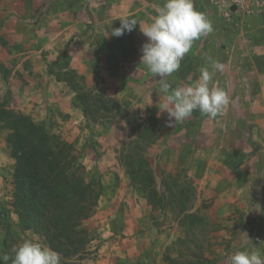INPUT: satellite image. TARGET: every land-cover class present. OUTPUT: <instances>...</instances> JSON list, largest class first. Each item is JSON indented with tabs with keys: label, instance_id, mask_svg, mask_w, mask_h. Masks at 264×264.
Instances as JSON below:
<instances>
[{
	"label": "rangeland",
	"instance_id": "obj_1",
	"mask_svg": "<svg viewBox=\"0 0 264 264\" xmlns=\"http://www.w3.org/2000/svg\"><path fill=\"white\" fill-rule=\"evenodd\" d=\"M47 1L0 0V104L45 125L48 130L71 143L84 167L86 180L99 181L102 185L94 215L82 223L90 238L87 253L81 259L64 260L61 257V264H170L171 260L178 259L180 253L185 252V246L193 251L197 246H203L206 259L211 264H228L229 257L239 250L255 249L264 257V183L258 188L262 197L230 198L223 202L216 201L212 192L209 197H203L187 169L176 164L172 155L166 163L159 161V148H154V145L160 132L169 127L166 113L140 111L125 98L114 99L121 106L114 121L107 124L102 120L100 124L93 125L90 120H84L82 109L75 99L73 105L81 112V117L67 113L60 121L51 109L40 106L34 110V106H31L29 111L28 104L19 103V100L26 99L13 97L6 86V79L10 73L9 66L16 64L19 57L10 54L21 40L27 45L31 23L39 19L37 14ZM108 1L72 2L74 14L77 5L84 6L86 12L81 30L88 32L94 44L101 42L102 34L94 31L96 24L90 17V9L96 11L95 14L105 11L106 15L109 8L102 6L109 4ZM65 14L66 6L62 2L54 6L50 15L54 20L58 19L54 32L66 26L63 22L66 20ZM72 19L75 21L74 15ZM20 20L24 35L21 33L19 38L14 31L15 21ZM48 20L53 21L52 18ZM244 45H247V41ZM62 57L63 53L55 55L48 63L47 71L58 81L70 80L78 91L83 85L78 78H71L69 74L66 76ZM91 58L94 66L97 58L95 55ZM38 104L35 103L36 106ZM138 117L143 120V128L156 136L144 158L150 164L152 180L164 198L161 204L152 194L149 178L139 173L132 180L128 173L130 166L138 167L133 147L139 130H134L135 133L132 131L140 123ZM137 143L140 150L147 144L146 141ZM184 158L186 163L190 159L188 154H184ZM13 163L7 131L0 127V256L24 239L45 244L38 235L21 231L17 226V217L11 208ZM180 241L185 245L182 246ZM0 264L5 262L0 261Z\"/></svg>",
	"mask_w": 264,
	"mask_h": 264
},
{
	"label": "crops",
	"instance_id": "obj_2",
	"mask_svg": "<svg viewBox=\"0 0 264 264\" xmlns=\"http://www.w3.org/2000/svg\"><path fill=\"white\" fill-rule=\"evenodd\" d=\"M73 1L62 2L66 6L63 29L54 32L58 19L50 16L58 2L32 21L27 45L21 40L10 54L19 57L16 64L9 66L6 79L13 97L26 99L19 103L28 104L29 111L31 106L34 110L40 106L51 109L60 121L67 113L81 117L73 105L72 89L47 71L50 60L63 53L64 68L83 76L87 87L97 86L113 100L125 98L140 111L158 112L162 97L155 90L157 78L140 63L141 45L147 38L140 32L139 24L120 37L112 36L111 30L128 16L143 26L163 0H109L102 6L109 8L107 16L105 11L95 14L90 9L96 24L94 31L102 34L99 44L81 30L86 11L77 5L74 14ZM194 7L212 22L213 31L194 42L179 70L169 77V83L173 88L191 84L198 79L201 67L207 66L205 56H211L224 65L223 71L215 73L211 86L223 88L230 103L214 119L196 110L184 121L166 126L168 129L160 132L154 148H159L160 163H166L172 155L176 164L186 168L203 197H209L210 192L221 202L262 197L258 188L264 183V8L237 29L207 0H194ZM15 23V35L20 38L21 20ZM94 55L99 63L97 75L92 65ZM184 154L189 155L187 163Z\"/></svg>",
	"mask_w": 264,
	"mask_h": 264
},
{
	"label": "trees",
	"instance_id": "obj_3",
	"mask_svg": "<svg viewBox=\"0 0 264 264\" xmlns=\"http://www.w3.org/2000/svg\"><path fill=\"white\" fill-rule=\"evenodd\" d=\"M68 1H48L37 17L51 5ZM98 72L99 63L96 59V75ZM68 74L71 78H78L83 85L77 91L70 80H63L75 92L74 99L82 109L84 120H90L93 125L100 124L102 120L107 124L114 121L121 107L119 103L106 97L97 86L87 87L84 77L78 76L75 71L67 70L66 76ZM138 119L140 123L136 128L129 124L134 133L139 130L133 147L138 167L135 169L130 166L128 173L132 180L139 173L149 178L152 194L161 204L164 198L153 182L150 164L144 158L156 136L143 128L142 118ZM0 127L7 131L10 157L14 161L11 208L17 217V226L21 231H30L41 237L64 260L81 259L87 253L90 242L89 233L82 223L95 213L102 193L101 183L86 180L84 167L73 145L48 130L45 125L0 104ZM138 141H146V147L140 150ZM180 244L185 245L182 241ZM185 247V252L180 253L178 259L171 260L170 264H211L206 259L203 246H197L195 251L189 246ZM191 258L194 260L191 261Z\"/></svg>",
	"mask_w": 264,
	"mask_h": 264
},
{
	"label": "clouds",
	"instance_id": "obj_4",
	"mask_svg": "<svg viewBox=\"0 0 264 264\" xmlns=\"http://www.w3.org/2000/svg\"><path fill=\"white\" fill-rule=\"evenodd\" d=\"M137 24L147 38L141 45L140 63L157 78L155 90L162 97L158 109L167 114L168 126L184 121L196 110L202 116L216 118L230 103L223 88L211 86L215 73L224 69L221 62L206 55L207 66L201 67L197 80L176 88L169 83V77L179 70L194 42L213 31L212 22L195 9L194 0H163L149 22L141 26L135 17H124L119 27L112 28L111 35L120 37L130 33ZM0 261L5 264H61V256L45 244L24 239L0 256ZM228 264H264V257L255 249L239 250L229 257Z\"/></svg>",
	"mask_w": 264,
	"mask_h": 264
},
{
	"label": "built area",
	"instance_id": "obj_5",
	"mask_svg": "<svg viewBox=\"0 0 264 264\" xmlns=\"http://www.w3.org/2000/svg\"><path fill=\"white\" fill-rule=\"evenodd\" d=\"M208 4L218 8L224 20L240 29L249 18L264 8V0H207Z\"/></svg>",
	"mask_w": 264,
	"mask_h": 264
}]
</instances>
